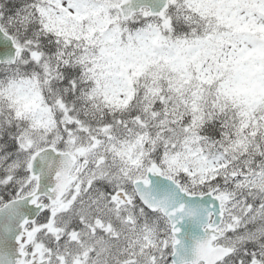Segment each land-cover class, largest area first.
Returning a JSON list of instances; mask_svg holds the SVG:
<instances>
[{"label":"snow or ice","instance_id":"1","mask_svg":"<svg viewBox=\"0 0 264 264\" xmlns=\"http://www.w3.org/2000/svg\"><path fill=\"white\" fill-rule=\"evenodd\" d=\"M0 264H264V0H0Z\"/></svg>","mask_w":264,"mask_h":264}]
</instances>
